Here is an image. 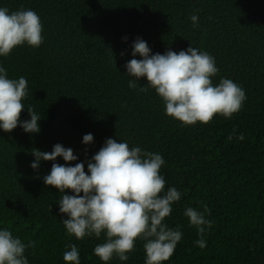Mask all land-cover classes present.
I'll return each mask as SVG.
<instances>
[{
	"label": "trees",
	"instance_id": "trees-1",
	"mask_svg": "<svg viewBox=\"0 0 264 264\" xmlns=\"http://www.w3.org/2000/svg\"><path fill=\"white\" fill-rule=\"evenodd\" d=\"M0 7L34 10L43 25L39 48L20 46L0 57L9 78L27 79L22 102L41 116L38 134L19 126L0 131V227L35 241L25 252L29 264H65L72 244L80 264H101L93 249L103 235L77 240L65 234L57 205L62 194L42 182L52 162L37 170L30 164L32 152H51L57 143L86 161L108 138L161 154L166 189L181 193L164 223L179 227L183 237L166 264H264V0H0ZM137 37L152 53L191 45L213 56L219 69L213 83L223 77L240 85L247 97L241 110L193 126L167 117L153 90L128 87L124 65ZM29 118L22 110L20 119ZM88 133L93 143L85 146ZM240 134L243 140L235 138ZM202 205L212 221L204 249L183 215L186 207ZM129 255L123 264H144L143 241Z\"/></svg>",
	"mask_w": 264,
	"mask_h": 264
},
{
	"label": "clouds",
	"instance_id": "clouds-1",
	"mask_svg": "<svg viewBox=\"0 0 264 264\" xmlns=\"http://www.w3.org/2000/svg\"><path fill=\"white\" fill-rule=\"evenodd\" d=\"M190 21L193 27L199 24L195 14ZM42 31L41 19L34 10L21 7L10 11L0 7V57H7L20 46L39 48L43 43ZM130 47L132 59L124 65L125 75L130 78L129 89L153 90L163 103L165 115L181 126L207 124L215 115L230 119L241 110L247 98L244 89L223 77L214 84L219 69L215 58L207 52L190 45L179 52L152 53L140 37ZM27 95V79L9 78L5 67L0 65V131L10 133L19 126L25 133H39L41 116L31 107L25 108L22 101ZM24 109L30 117L28 120L20 119ZM234 135L235 129L227 139L231 141ZM235 138L243 140L244 136ZM81 143L92 144L93 135L85 134ZM32 155L33 170L42 161L52 162L42 182L62 194L57 205L64 217L61 223L65 234L77 240L103 235L104 242L93 249L101 264H109L113 258L122 264L127 262L137 240L143 241L144 264L169 261L183 233L179 227L169 228L164 221L171 214L173 204L181 200V193L176 187L166 189L167 182L160 173L165 164L161 154L108 138L86 161L77 162L73 149L59 143L51 152L35 150ZM58 157L63 164L55 162ZM209 214L206 205L186 207L183 212L189 226L200 237L195 241L200 249L206 247L203 236L212 227V221L206 218ZM33 247L35 241L25 243L9 229L0 227V264H29L25 252ZM63 261L80 264V252L75 244L63 253Z\"/></svg>",
	"mask_w": 264,
	"mask_h": 264
}]
</instances>
